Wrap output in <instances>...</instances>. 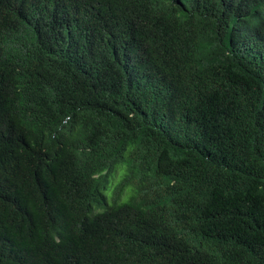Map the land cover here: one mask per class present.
Instances as JSON below:
<instances>
[{"label":"trees","instance_id":"1","mask_svg":"<svg viewBox=\"0 0 264 264\" xmlns=\"http://www.w3.org/2000/svg\"><path fill=\"white\" fill-rule=\"evenodd\" d=\"M0 264H264V0H0Z\"/></svg>","mask_w":264,"mask_h":264}]
</instances>
